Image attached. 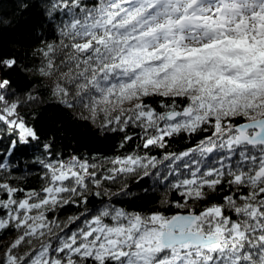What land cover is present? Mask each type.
<instances>
[{
    "label": "snow or ice",
    "instance_id": "1",
    "mask_svg": "<svg viewBox=\"0 0 264 264\" xmlns=\"http://www.w3.org/2000/svg\"><path fill=\"white\" fill-rule=\"evenodd\" d=\"M46 14L60 39L39 50L38 72L59 105L124 133L120 147L130 127L145 150L207 135L162 160L117 157L107 174L76 156L53 160L44 144L40 191L0 180V233L16 234L0 264H264V0H48ZM16 64L0 58V71ZM38 99L20 101L0 78V126L15 137L7 153L39 139L19 113ZM130 175L156 177L161 206L177 211L118 207L113 196L127 185L112 193L104 182ZM90 197L100 204L89 207ZM68 206L77 214L49 215Z\"/></svg>",
    "mask_w": 264,
    "mask_h": 264
},
{
    "label": "trees",
    "instance_id": "2",
    "mask_svg": "<svg viewBox=\"0 0 264 264\" xmlns=\"http://www.w3.org/2000/svg\"><path fill=\"white\" fill-rule=\"evenodd\" d=\"M89 3L92 0H88ZM48 0H0V58H15L17 64L10 70L0 71V78L11 81V91L16 93V98L25 101L27 94L31 93L39 97L32 103H22L19 113L25 118L26 123L33 127L39 137L26 146H17L12 153H7L10 139L8 132L0 126V157L9 164L4 171H0V180L9 182L13 187L22 188L26 191H40L46 183L42 179L46 170L41 165V160H48L49 156L44 149V144L51 145L52 159L67 160L76 156L87 160L90 164L97 165L98 172L106 173L111 167L110 161L128 154H147L156 156L162 160L165 152L179 154L189 148H194L207 133H200L192 137L184 135L168 140L166 149L152 148L145 150L143 141L139 139L140 129L129 128L128 134L133 139L120 147L124 133L105 132L100 128L99 120L94 124L90 120L80 118V109H67L59 105L52 97L50 87L51 81L43 78L38 69L42 66L43 58L39 50L46 44L59 42V21L49 18L46 14ZM41 13H45L42 15ZM159 98H151L148 103L157 107ZM159 110V109H158ZM168 164L165 161L158 165L162 172H167ZM156 171V170H152ZM112 193H119L121 187L126 184V196H113L118 207H125L130 211H141L148 213L155 210L171 214L177 209L164 208L160 201L165 198L166 189L163 185L156 183V177L149 176L141 179L137 176L121 177L115 183L104 182ZM168 198L177 200L179 197L167 193ZM4 193L0 192V198ZM23 193H17V198H22ZM106 199V198H105ZM220 196L213 195L211 200H219ZM209 201H203L196 205L197 210ZM100 199L90 197L89 207L98 206ZM78 210L73 206L65 207L55 214L60 221L68 216L77 214ZM16 238V234L5 231L0 233V253L8 244ZM27 250V246L22 248Z\"/></svg>",
    "mask_w": 264,
    "mask_h": 264
}]
</instances>
